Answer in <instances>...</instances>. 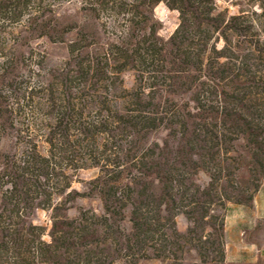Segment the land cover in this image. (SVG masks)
Masks as SVG:
<instances>
[{
    "label": "rangeland",
    "instance_id": "374dc122",
    "mask_svg": "<svg viewBox=\"0 0 264 264\" xmlns=\"http://www.w3.org/2000/svg\"><path fill=\"white\" fill-rule=\"evenodd\" d=\"M0 264H264V0H0Z\"/></svg>",
    "mask_w": 264,
    "mask_h": 264
}]
</instances>
